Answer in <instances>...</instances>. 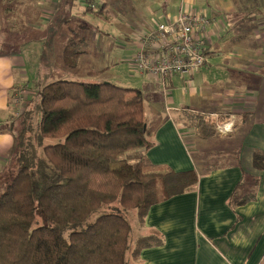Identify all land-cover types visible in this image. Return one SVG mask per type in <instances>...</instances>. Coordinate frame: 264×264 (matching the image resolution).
<instances>
[{"label": "trees", "instance_id": "obj_1", "mask_svg": "<svg viewBox=\"0 0 264 264\" xmlns=\"http://www.w3.org/2000/svg\"><path fill=\"white\" fill-rule=\"evenodd\" d=\"M117 2L86 0L95 14ZM76 39L65 49L70 67L89 45ZM26 86L29 95L16 85L10 100L22 112L21 128L11 127L18 169L0 195V264H132L144 248L162 245L165 236L148 228L146 217L154 205L194 189L198 173L154 169L144 155L154 142L143 92L65 77ZM189 116L196 125L203 120ZM263 159L255 154V167Z\"/></svg>", "mask_w": 264, "mask_h": 264}, {"label": "crops", "instance_id": "obj_2", "mask_svg": "<svg viewBox=\"0 0 264 264\" xmlns=\"http://www.w3.org/2000/svg\"><path fill=\"white\" fill-rule=\"evenodd\" d=\"M197 1L201 9H196V12L216 18L209 29V39L219 31L218 16L237 11L238 0H208L206 4L205 0ZM14 2L17 6L10 9ZM14 2L4 8L6 19L1 29L10 24L17 29L29 22L30 18L20 21L17 17L18 13L21 14V6H34L38 10L40 8L41 12L37 24L32 23L34 28L23 37L24 44L30 42L29 35L33 37L32 40L37 39V34L33 31L41 29L44 24L39 25L38 20L54 19L60 11L66 14L65 29L69 30L65 32L68 31L69 34L65 36L69 40L85 37L83 33L76 32L79 28L87 27L88 23L76 27V20L92 13L87 10L86 0ZM180 2L177 12L167 16L166 20L174 19L182 7L190 6L188 0ZM262 2L264 0L261 1L263 7ZM49 11L54 12L50 14ZM71 17L72 26L69 24ZM259 24L261 41H264V22ZM91 39L97 40V35L92 34ZM38 45L35 48L37 60L43 62L45 49ZM21 54L0 55V110L5 115L10 109V89L23 83L34 85L42 80L41 75L37 74L33 83L20 81L27 66ZM131 56L133 55L126 54L125 58ZM261 66L262 71L264 63ZM196 72L205 75L199 69ZM142 76L148 79L152 90L145 103L154 142L152 148L143 150L144 155L155 165L154 169L164 166L176 171L195 169L198 183L194 189L150 209L145 224L153 232L162 233L165 242L159 246L144 248L139 262L132 261V264H264V159L261 167L254 165L255 154L262 153L264 156V71L255 87L243 98L231 90L222 94L209 93L199 103L202 91L196 87L193 95L198 99L194 101L205 108L207 102L204 100L208 99L216 102L218 107L209 113L206 111L207 116L202 114L203 120L198 126L189 116V113H196L191 103L192 96L186 100V104L183 101L175 102L178 97L176 77L187 76L175 75L169 78L168 95L165 94L159 77L149 74ZM180 89L183 93L189 92L185 85ZM6 117V121L10 123V112ZM225 123H231L232 127L229 132L221 134L218 126ZM211 130L213 133L208 137ZM9 132L7 129L0 132V146L6 148L9 142L11 149L12 137ZM2 153L0 152V158ZM240 182L242 183L238 188ZM243 200L249 201L241 203Z\"/></svg>", "mask_w": 264, "mask_h": 264}, {"label": "rangeland", "instance_id": "obj_3", "mask_svg": "<svg viewBox=\"0 0 264 264\" xmlns=\"http://www.w3.org/2000/svg\"><path fill=\"white\" fill-rule=\"evenodd\" d=\"M14 1L0 0V27L4 26L3 21L6 19L4 8ZM183 1L187 2V0ZM207 1L205 0L204 4ZM261 1L238 0L236 12L223 13L218 16L220 20L219 31L215 37L211 36L208 46L209 61L199 68L205 72V75L202 76L196 72L192 77H176L175 86L178 87V97H176L175 102L183 101V104H186L188 103L186 100L192 96L191 103L196 109V113L207 116L210 111L218 108L217 103L207 99L204 100L207 102V106L201 107V104L194 101L198 99L193 95L196 87L202 91V95H199V103L209 93L222 94L231 90H234V94H238L242 98L247 97V92L255 87L264 71H261L263 67L261 64L264 63V41H261L262 34L259 24L261 21L264 22V6H261ZM188 2L190 6H186V9H194L193 11L201 9L197 0H188ZM118 3L119 6H117ZM180 3V0H118L117 3H112L102 14L87 13L86 17L78 18L76 27H81L82 23H88V28H79L76 33H83L85 37L82 38L89 45L85 49V53L78 54L79 57L77 55L72 57V59H78L75 65L72 63V67L64 63L65 49L72 42L68 36H65L69 34L68 31L65 32L69 30L65 29L66 14L60 11L54 19L38 20L39 25L44 24L41 29L33 31L37 34V39L32 40L33 37L29 35L30 42L24 44L23 37L34 28L32 23L37 24L36 21L41 12L40 8L38 10L34 6H21V14L18 13L17 17L20 21H26L30 18L29 22L17 29H14L11 24L7 28H0V55L9 56L22 53L21 57L27 63L24 68L25 75L20 78L22 82L30 81L33 83L32 81L35 80L37 74L41 75L42 83H49L61 77L91 83L111 81L123 87L141 90L145 101H147L148 93H152L151 85L145 76L143 77L136 70L130 69L127 62L128 57L125 58V56L126 54H136L140 35L157 26L159 21H165L167 16L175 14ZM262 3L264 5V2ZM16 6L14 2L10 5V9H14ZM53 12L49 11L50 14ZM17 24L20 23L17 22ZM69 24L72 26V17ZM92 34L97 35V40L91 39ZM77 38L74 41L80 42L81 47H84L85 42L80 39V36ZM37 45L45 49L43 62L37 60L35 53ZM81 47L77 46V48ZM184 85L187 86L189 92L183 93L181 91L180 88ZM19 86L26 91L20 95H29L30 92L26 84L23 83ZM15 90L14 87L8 92L10 109L7 110L6 115L0 110V132L7 129L12 137L11 149L9 142L6 148L3 145L0 146V152H3L0 158V195L7 189L18 169V162L14 154V150H16L14 134L11 127H15V130L21 128L18 116L22 109L19 107L17 109L16 104L18 105V103L10 102L14 93V99L18 97L16 93L20 91L15 92ZM23 101L21 100L19 104L23 105ZM9 112L11 115L10 123L6 121ZM120 164L121 161L116 162L114 166ZM158 189L162 193L161 182L158 183ZM98 214L99 212L94 213L88 221H93ZM81 228L80 226L77 229Z\"/></svg>", "mask_w": 264, "mask_h": 264}, {"label": "built area", "instance_id": "obj_4", "mask_svg": "<svg viewBox=\"0 0 264 264\" xmlns=\"http://www.w3.org/2000/svg\"><path fill=\"white\" fill-rule=\"evenodd\" d=\"M215 21L212 16L182 7L174 19L159 21L140 35L137 53L127 58L130 69L159 77L168 95L169 78L191 76L208 62V33ZM231 127V123H225L218 130L225 134Z\"/></svg>", "mask_w": 264, "mask_h": 264}]
</instances>
